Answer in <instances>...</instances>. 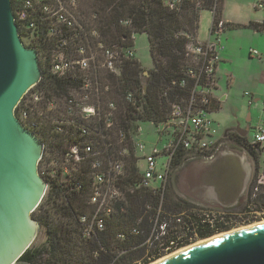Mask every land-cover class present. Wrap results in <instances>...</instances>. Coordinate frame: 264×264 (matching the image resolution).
<instances>
[{"label": "trees", "instance_id": "trees-1", "mask_svg": "<svg viewBox=\"0 0 264 264\" xmlns=\"http://www.w3.org/2000/svg\"><path fill=\"white\" fill-rule=\"evenodd\" d=\"M166 1L80 2L83 24L98 33L95 49L100 51L102 45L113 55L112 71L99 68V53L96 67L91 68L95 70L76 68L54 74L47 70L50 56L38 54L41 80L20 106L32 118L44 117L37 120L35 133L46 158L51 155L57 162L76 148L81 159L47 182L49 190L32 215L46 241L32 245L16 264H152L233 228L220 218H212L211 225L206 209L177 192L175 175L190 159L178 155L164 189L142 181V157L134 140L139 125L157 127L171 119L173 106L186 107L194 88L188 72L197 64L188 49L199 42L201 13H212V25L222 20L224 0H177L172 9ZM260 2L264 12V0ZM236 27L225 22L219 34ZM247 27L264 35V15L260 23L250 22ZM138 34L147 36L153 64L148 71L135 54L129 57ZM32 93L38 95V103L29 102ZM84 95L89 97L88 106L98 112L91 120L83 119ZM215 106L212 100L210 114ZM84 127L89 129L87 134L79 130ZM232 144L257 160L259 145L251 146L248 137L236 136ZM86 146L91 147L90 153H84ZM98 221L103 222L100 231L94 226Z\"/></svg>", "mask_w": 264, "mask_h": 264}, {"label": "water", "instance_id": "water-1", "mask_svg": "<svg viewBox=\"0 0 264 264\" xmlns=\"http://www.w3.org/2000/svg\"><path fill=\"white\" fill-rule=\"evenodd\" d=\"M41 77L37 51L19 37L11 0H0V264H16L38 234L32 214L47 189L38 174L44 147L15 110ZM248 130L233 131L247 138ZM253 174L254 162L244 149L222 145L211 158L181 166L174 184L190 202L230 211L246 199ZM157 264H264V225L206 241Z\"/></svg>", "mask_w": 264, "mask_h": 264}, {"label": "built area", "instance_id": "built-area-1", "mask_svg": "<svg viewBox=\"0 0 264 264\" xmlns=\"http://www.w3.org/2000/svg\"><path fill=\"white\" fill-rule=\"evenodd\" d=\"M81 1L11 0L14 21L23 45L36 50L38 54L50 56V64L47 68L50 73L72 72L76 68L88 71L95 70L91 68L96 67L95 62L99 53L101 55L99 68L107 71L113 70V55L102 45H98L100 51L97 52L93 41L98 38V33L82 22L84 18L79 12ZM176 2L177 0H168L166 6L172 9ZM257 5L259 9L263 7L261 2ZM224 24L223 20H219L216 25L211 23L207 40L198 42L188 49V53L195 56L197 63L196 69L188 72L189 77L194 81V88L185 108L173 106L171 119L166 123L157 124L158 135L164 140H159V146L155 147L149 154H144L142 152L144 146L136 142L137 151L142 153V181L145 186L157 185L164 189L172 163L179 157V154L183 159L191 160L195 157L208 159L220 147L219 139L214 138L216 130L214 122L209 118V108L212 100H216L214 95L217 86L216 72L220 63L221 51L220 39L214 35L221 32ZM72 54L75 57H70ZM134 54L131 52L129 57L132 58ZM250 54L258 56V52L255 50H251ZM42 63L46 68V61L43 60ZM35 86L21 99L15 114H19L18 119L24 127L36 136L35 132L38 130L36 122L39 118L44 120V117L32 118L20 106L23 99L28 97ZM245 96H249V94L245 93ZM88 98L87 95H84L82 99V102L87 105L83 109V119L85 120H91L93 116L98 114L94 107L88 106L89 104L86 103ZM28 100L35 104L40 99L38 95L32 93ZM79 130L83 134L89 132L86 127L79 128ZM249 142L253 147L259 145L257 160L250 156L256 165L250 192L252 194L260 191L264 193V124ZM83 151L90 153L91 147L86 146ZM248 155L250 154L248 153ZM80 159L77 149L73 148L64 160L69 167H73ZM65 170L68 172L67 168ZM96 178L98 182L102 181L101 177L97 176ZM203 212L211 225H213L212 218H220L218 220L223 225L231 227L248 226L257 221H264V212L250 205L240 214H237L239 212L231 214L229 212L230 215H228L227 212L214 210ZM94 226L100 231L103 229V222L98 221ZM160 229L163 230L162 227Z\"/></svg>", "mask_w": 264, "mask_h": 264}, {"label": "rangeland", "instance_id": "rangeland-1", "mask_svg": "<svg viewBox=\"0 0 264 264\" xmlns=\"http://www.w3.org/2000/svg\"><path fill=\"white\" fill-rule=\"evenodd\" d=\"M257 4L258 0H224L223 2L222 17L229 20L234 25L236 24L237 27L231 32L227 31L225 34H219V37L221 36L220 40H222V42H220L225 45V47L229 45L227 50L231 52L229 53L231 56V63L220 66L219 91L215 92L216 96H227V99L222 102L219 110H216L209 115V118L214 122V127L215 125L217 126L215 128V139L220 140V135L225 130L230 129L239 123L241 126H247L250 124L248 140L251 141L254 134L261 127V124H264V61L263 63H260L257 58H249L248 56L250 49H254L259 45L264 48V35L255 33L247 27L249 22L261 20L263 18L264 12L257 7ZM211 23L212 13L208 11L202 12L198 30L199 41L207 39ZM229 34H231V37L227 42L226 38ZM133 41L135 59L140 63L144 70H151L153 64L149 54L147 36L144 34L134 35ZM222 70L224 71L222 72ZM227 85H229V87ZM245 93L250 95L245 96ZM134 140L144 146L142 151L144 154H149L155 147L159 146V140L163 141L164 139L158 135V129L155 126L149 123H144L139 125ZM43 155L45 156H42L38 164V174L47 184L46 194L49 190L47 182L51 180V178H55L54 175H57L59 171L63 175V172H66L65 169L67 168L69 171V168L64 159L58 158L57 162H54L52 158H50L52 157L50 154V157L47 155L46 158V152L44 151ZM140 155H142V153H140ZM195 204L201 209L210 210L211 208L198 203ZM238 212L239 213L237 214L241 213V211ZM262 222L264 221H257L248 226ZM242 227L247 226H234L231 230L212 237ZM148 240L151 241V239ZM45 241L44 230L38 228V234L33 245L40 246L45 243ZM200 241H196L184 248L190 247ZM179 250H176L173 253ZM168 255H165L162 258Z\"/></svg>", "mask_w": 264, "mask_h": 264}, {"label": "flooded vegetation", "instance_id": "flooded-vegetation-1", "mask_svg": "<svg viewBox=\"0 0 264 264\" xmlns=\"http://www.w3.org/2000/svg\"><path fill=\"white\" fill-rule=\"evenodd\" d=\"M235 126L231 127L230 129L225 130L220 135V140H219V145L220 146H222V145H226V146L233 145L232 144L233 138L236 137V136H238L237 133H236L237 131H233L234 129H238ZM239 129L240 130H246V129H249V127L248 126H244L243 129L242 128H239ZM249 130H248V132H249ZM43 147H44V145H43ZM255 166L256 165L254 163V173H255V170H256V167ZM251 183H252V181L250 182L246 199L242 203H240L238 207H236L235 209L230 210L229 211L230 214L233 213V212L241 211L243 208L248 207V205H250L251 207L253 206L254 208H256V209L261 210V211L264 212V193H262L260 191V192H256V193H253L252 194L250 192ZM257 205L259 206L258 208H257Z\"/></svg>", "mask_w": 264, "mask_h": 264}, {"label": "crops", "instance_id": "crops-1", "mask_svg": "<svg viewBox=\"0 0 264 264\" xmlns=\"http://www.w3.org/2000/svg\"><path fill=\"white\" fill-rule=\"evenodd\" d=\"M222 20L224 21V22H226V23H230V24H233V23H231L229 20H227V19H224L223 17H222ZM262 21V19L261 20H257V21H254L255 23H260ZM250 23V22H249ZM236 25V24H235ZM231 31H233V30H230V31H228V32H231ZM227 32V31H226ZM256 33V32H255ZM222 34H225V33H222ZM221 34V35H222ZM259 34V33H258ZM219 37V36H218ZM231 37V34H229V35H227V38H226V41L228 42V40H229V38ZM208 38V37H207ZM219 39H221V36L219 37ZM199 40V39H198ZM205 40H207V39H204L203 41H205ZM203 41H199V42H203ZM221 42H222V40H220ZM220 42V44H221V51H220V64H219V66H218V68H217V72H216V84H217V86H216V90H215V92H218L219 91V81H220V78H219V72H220V66L221 65H223V64H230L231 62H230V60H231V56L229 55V53H231L229 50H227V47L229 46H227V47H225V45H223L222 43ZM251 50H255V51H257L258 52V56L256 57V56H253V55H251L250 54V51ZM248 56H249V58H257L258 59V62H260V63H263V61H264V48H262L260 45L259 46H257V47H255L254 49H250L249 50V53H248ZM224 70H222V72H223ZM228 84V83H227ZM228 87H229V85H227ZM214 92V95H215V98H216V106H215V108H214V111H216V110H219L220 108H221V104H222V102L225 100V99H227V96H225V97H221V96H216V93ZM250 95V94H249ZM213 113V112H212ZM238 126V127H237ZM248 127L250 126V124L249 125H247ZM261 126H262V124H261ZM217 126L215 125V128H216ZM236 128H244V125L243 126H241L239 123H237L236 124V126H235Z\"/></svg>", "mask_w": 264, "mask_h": 264}, {"label": "bare ground", "instance_id": "bare-ground-1", "mask_svg": "<svg viewBox=\"0 0 264 264\" xmlns=\"http://www.w3.org/2000/svg\"><path fill=\"white\" fill-rule=\"evenodd\" d=\"M258 225H264V222H262V223H257V224H254V225H250V226H247V227H242V228H240V229L233 230V231H230V232H227V233H224V234H221V235H218V236L212 237V238H210V239L200 241V242H198V243H196V244H194L193 246H190V247L197 246V245H199V244H201V243H204V242H206V241H210V240H212V239L219 238V237L224 236V235H226V234L235 233V232H238V231H242V230H246V229H249V228H253V227H256V226H258ZM190 247H187V248L181 249V250H179V251H177V252H175V253H173V254H171V255H168V256H166V257H164V258L158 260V261L155 262L154 264H157V263H159V262H161V261H163V260H165V259H167V258H169V257H171V256H173V255H175V254H178V253L182 252V251H185V250H187V249H190Z\"/></svg>", "mask_w": 264, "mask_h": 264}]
</instances>
